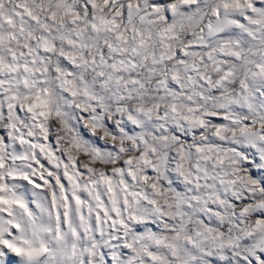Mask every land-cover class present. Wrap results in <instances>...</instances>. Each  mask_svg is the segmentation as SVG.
Masks as SVG:
<instances>
[{
  "label": "snow or ice",
  "instance_id": "6c2138e0",
  "mask_svg": "<svg viewBox=\"0 0 264 264\" xmlns=\"http://www.w3.org/2000/svg\"><path fill=\"white\" fill-rule=\"evenodd\" d=\"M0 264H264V0H0Z\"/></svg>",
  "mask_w": 264,
  "mask_h": 264
}]
</instances>
